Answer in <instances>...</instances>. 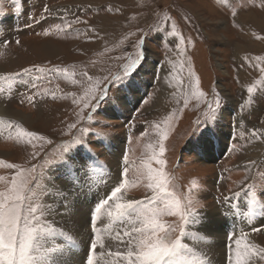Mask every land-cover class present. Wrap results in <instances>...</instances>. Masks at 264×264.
Wrapping results in <instances>:
<instances>
[{
    "label": "rangeland",
    "instance_id": "374dc122",
    "mask_svg": "<svg viewBox=\"0 0 264 264\" xmlns=\"http://www.w3.org/2000/svg\"><path fill=\"white\" fill-rule=\"evenodd\" d=\"M17 3L0 0V76L10 77L0 81V105L9 108L10 113L23 114L22 119L0 115V191L10 187L12 178L29 163L39 162V158L32 159V153L44 155L40 144L51 153L59 141L69 138L67 126L78 119L86 93L95 89L97 81L121 74L119 69L128 58L136 59L141 37H146V59L135 74V87L117 91L113 85L110 105L102 106L104 111L94 117L101 123H85L86 127L108 133L102 143L91 145L98 154L94 189L100 184H113L116 163L125 153L128 171L124 178L129 183L123 191L128 199L143 200L151 195L146 186L150 167L164 169L169 178L161 206L191 199L193 206L198 201L207 213H219L217 196L230 195V190L237 191L245 181L255 186L253 193L264 186V138L253 135L254 129L264 133V73L260 71L264 68V0ZM41 17L44 21L37 23ZM173 25L178 36L170 35ZM23 69L30 71L24 73ZM39 69L52 71L42 73ZM250 85L254 87L251 94L247 93ZM198 92L205 95L198 96ZM215 93L220 96L217 122L212 133L202 138L199 132L212 126L204 121L208 103L216 108ZM20 129L51 139L53 146L32 138L37 144L33 149L26 143L28 137H17ZM161 135L166 136L163 153ZM9 164L18 167L10 168ZM100 166L106 170H100ZM231 205L232 214L219 218L228 222L227 229L221 228L215 213L203 228L217 231L219 236L218 229L228 234L238 225H245L241 221L247 222L248 228L243 226L240 232L253 235L264 247V195L242 193L231 200ZM245 217L256 219L251 223ZM159 219L178 223V217L167 214ZM252 228L260 231L253 232ZM177 236L178 229L170 233V239ZM181 240L187 244L186 237ZM202 243L198 259L202 257L200 247L205 250L207 242ZM225 245L222 264H226ZM84 247L80 244L74 250L76 264ZM102 261L104 257L100 264ZM257 264H264V260Z\"/></svg>",
    "mask_w": 264,
    "mask_h": 264
},
{
    "label": "snow or ice",
    "instance_id": "6c2138e0",
    "mask_svg": "<svg viewBox=\"0 0 264 264\" xmlns=\"http://www.w3.org/2000/svg\"><path fill=\"white\" fill-rule=\"evenodd\" d=\"M13 2L17 3V0ZM19 7L17 3V9ZM32 19L35 21V16ZM43 21L44 18L41 17L37 23ZM170 35H179L175 32L174 25ZM145 39L146 37H141L136 45L140 49L136 59L128 58V62L121 65L119 69L121 74L113 73L102 81H97L95 89L86 93V102L81 101L83 107L77 113L78 119L67 126L71 133L69 138L59 141L51 153L44 148L43 143L40 144L39 148L44 155L39 156L36 151L32 153V159L39 158V162L29 163L28 167L21 169L12 178L10 187L0 191V264H69L67 257L76 255L74 250L80 247V243L72 234V230L64 227V221H57L55 216H79L89 224V228L85 229L89 232V236L84 241L85 247L80 254V264H100L102 257L110 256H115L118 264H211L210 258H207L204 253L200 255L205 258L197 260L198 247H189L182 242L181 237H191L196 245L206 241L205 234L199 231L189 232L187 228L190 225H195L197 228L205 227L206 223L214 219V216L204 211L205 206L198 201H195L196 206H193L194 201L191 199L186 203L173 200L161 206L162 194L167 193L169 181L164 169L151 167L148 169L146 186L151 190L150 196L143 200L128 199L123 191L129 183L124 178L128 171V159L125 153L117 161L116 179L110 191H106L103 195L93 192V176L98 154L91 145L102 143L108 138V133L86 127L85 123H101L94 117L104 111L105 107L102 106L110 105L109 92L113 85L117 86V91L135 87V74L146 59L143 55ZM180 55H183V51ZM163 70L162 66L161 71ZM29 71L30 69H23L24 73ZM39 71L43 73L52 70L39 69ZM260 71L264 73V68ZM84 75L88 74L84 73ZM88 78L91 80V77ZM9 79L10 77L0 76V81ZM164 80L167 82L168 75L164 76ZM253 91V86L247 87V93L251 94ZM197 95L203 96L205 93L198 92ZM215 97L216 108L208 103L205 112L207 119L204 121L206 125L210 121L212 126H206L199 132L202 138L212 133V128L217 122L216 112L220 106L219 93H215ZM240 107L243 109L244 105ZM85 109L88 111L85 112ZM199 124L198 121V127ZM257 134L264 138V133L254 129L253 135ZM17 137L20 139L28 137L26 143L31 144L33 149L37 148V144L32 143V138L45 142L49 147L53 146L51 139L39 136L35 131L20 129L17 131ZM93 137L98 139L94 140ZM165 139L166 136L161 135V153L165 151L163 144ZM157 163L163 164V161L157 160ZM8 167L17 168L18 166L9 164ZM254 187L245 181L237 191L230 190V195L217 196L215 200L220 206L219 215L227 217L232 214L231 200L242 193L264 195V186L258 193H253ZM46 200H51V203H45ZM164 214L178 217V223L161 222L159 217ZM105 216L118 220L122 224V228L114 237L105 238L103 232L107 228L102 229L97 226ZM177 229L179 236L170 239V233ZM252 231L258 232L260 229L252 228ZM108 239L118 241L125 246L126 251L113 252ZM226 239L228 241L225 245L226 264H256L264 260V247L252 242L247 233L241 232L238 236L233 230L227 234ZM177 257H184V259L177 262Z\"/></svg>",
    "mask_w": 264,
    "mask_h": 264
},
{
    "label": "bare ground",
    "instance_id": "6f19581e",
    "mask_svg": "<svg viewBox=\"0 0 264 264\" xmlns=\"http://www.w3.org/2000/svg\"><path fill=\"white\" fill-rule=\"evenodd\" d=\"M250 16H251V14H250ZM244 19H246V18H244ZM254 22H255V20H254ZM8 109L9 108H7L6 106L0 105V115H7V116H12V117H17L18 119H22V115L23 114L21 112H18L20 114L13 113V112L10 113ZM238 119H239V116H238ZM26 121L29 122V125L31 124L29 118H27ZM96 168H97V166H96ZM99 169L105 171L106 167L105 166H100ZM95 173H96V171H95ZM96 176L97 175L94 174V177H96ZM108 181H109V179H108ZM111 186H113V184L109 185V186H106L104 184H100V186L97 187V190H95L94 187H93V190H94V192H98L99 195H102L101 193H103V192L105 193L106 191H110ZM126 198H128V197H126ZM49 201L51 202V200H49ZM214 213L217 215V219L219 220V218H221V217H220L218 212L209 211L208 214L213 216ZM104 218H105V220L100 222V224H98L97 226L99 228H102V229L107 228V230L103 232V236H105V237L109 236L108 238H111L113 235H116V232L118 230H120L122 228V224L118 220H112V219H110V218H108L106 216ZM245 218H247L248 222H251V223L253 222L254 219H256V218H249V217H245ZM55 219L57 221H64V227L71 229L72 230V234L75 236L77 241L80 244L84 245V241H86L88 239V236H89V232L85 231V229L89 228V224H87V222L82 220L79 216H69V217L55 216ZM219 221H220V224H222L221 228L226 226V224H228L227 221H225V222H223L221 220H219ZM241 223H244L245 225H238L236 227V231H237L236 233H237L238 236L241 233L240 231H243V229H244L243 226L247 227L248 225H250L249 223L243 222V221H241ZM216 227H217V225H216ZM217 229H218V227H217ZM225 229H227V226H226ZM188 230H190L191 232L199 231L200 233H203V234L207 235L209 240L208 239L206 240L207 243H206V245L204 247L205 250L200 247L199 253H204L207 258H210L211 264H214V262H216V261L218 262V264H222L223 263L224 256L226 254V252H223L224 251L223 250V248H224L223 245H225L228 242L227 239H226V236H227L226 230L218 229L219 232H220L219 236H218V232L217 231H213L212 229H204L203 227L197 228V226H195V225L189 226ZM248 236H249V238H250V240L252 242L258 244L253 235L249 234ZM186 238L188 240L187 241V245L189 247H198L199 248L200 245H203V243H200L199 245H196L195 242L193 243L191 237H189V236H186ZM108 242L111 245V250L113 252H115L117 250L126 251L125 246L120 244L118 241L112 240V239H108ZM105 251L107 252V249ZM67 258H68V260H71V262L69 264H76L75 263L76 262V257L75 256L69 255ZM203 258H205V257H200L199 259L201 260ZM176 259H177V262H179L180 260L184 259V257H178ZM188 259H192V257H188ZM196 259L199 260L198 258H196ZM78 264H80V259L78 260ZM101 264H118V262H117V259H116L115 256H110V257L104 258V261H102ZM256 264H257V262H256Z\"/></svg>",
    "mask_w": 264,
    "mask_h": 264
}]
</instances>
